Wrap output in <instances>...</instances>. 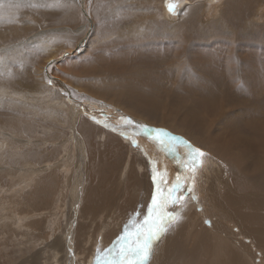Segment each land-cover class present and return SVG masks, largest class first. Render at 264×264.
Here are the masks:
<instances>
[{"label": "rangeland", "instance_id": "374dc122", "mask_svg": "<svg viewBox=\"0 0 264 264\" xmlns=\"http://www.w3.org/2000/svg\"><path fill=\"white\" fill-rule=\"evenodd\" d=\"M156 1L154 3L157 6L149 0H0V178H2L0 179V264H52L54 261L56 264H88L93 255L97 254L96 243L98 248L101 247L102 258L108 257L107 250L113 245L116 248L120 243L119 238L123 233L125 234V227L122 226L134 221L138 211L130 215L126 213V210L119 211L116 208V202L110 209L112 211L102 218L101 216L95 218L96 221L86 232L81 229L79 222L82 220L81 205L86 203L87 191L90 193V180L92 177L95 178L97 173L105 180L106 189L109 187L117 189L115 190L118 193L114 198L118 200H122L123 197L125 200L129 196L127 194L129 190L137 188L135 181L153 180L145 161L139 158L135 151L141 148L131 144L137 141V136L138 139L147 138L148 142L159 144L150 135L145 134L141 128L142 125L150 129L165 130L170 136L187 141L205 154L199 157L202 164L196 167L193 177L191 161L186 154L187 147L180 141H173L183 149L182 156L180 155L181 160H188H185L187 167L184 162L183 167L177 166L175 170L179 173L182 169V175L179 176L182 179L181 183L183 182L181 189H184L186 194L183 198L187 201L185 209H188L187 217L190 214L188 223L195 218L201 221L202 227H208L205 215L200 213H205L215 206L217 208L226 206L232 212L231 208H240L244 216H242V226L245 228L243 232H252L250 236H243L240 239L244 241L249 238L248 241L256 247L257 252L251 250L246 253L247 251L240 247L230 245L242 254L248 264H264V219L262 218L264 217V191L257 189L256 192L253 191L254 194L252 191H246L243 180H241L242 185L240 184L237 188L233 183L232 173L222 157L207 146L195 144L189 136L190 131H186L179 123L178 116H174L170 121L165 116L167 119L163 120L166 122H162V118H159L169 112H181L180 114L187 112L186 108L178 110L181 102L183 106H196L197 102V105L200 104L197 117L203 123V127L206 126L204 128L210 130L209 135H212V132L215 133L218 128L228 134L231 132H236L237 136L245 134L249 132L244 125L246 121H249L251 127L256 125L250 115L247 117V114L264 116V87L259 91L260 97L263 98L257 99L256 109L235 103L233 106V102L223 98L221 90L219 95L222 97L210 94L207 98V93L202 88L203 92H198L196 95H184L180 101L177 98L173 100L169 93L160 95L162 90L175 89L180 76L188 85L192 84L194 87L198 86L199 82L191 80L192 73L196 71L197 61L189 63V57L193 56L190 52L181 49L178 53L186 59L183 69L178 65L177 58H174L173 54H166L170 52V50L166 51V48H158L159 50L144 48L147 50L145 55L143 50L125 45L130 42L122 38V30L129 24L130 19L120 14L126 10L129 14L140 17L142 11L147 15L148 12L160 11L158 4L160 5L161 0ZM125 2H129L131 6L125 7ZM263 2L260 1V3ZM141 3H146L145 6L148 8H144ZM82 5H84V11ZM137 9L141 11L139 14H136ZM216 14L219 15L218 12ZM262 20L264 21V18ZM262 20L260 18V22L259 19L255 22L262 24L264 23ZM186 28L187 24L183 22L181 30ZM262 29H258L256 33L254 29L251 34L253 37L244 39L242 43H246L247 47L241 50L242 53L243 51L246 53L247 49L251 48L250 45L257 42L256 48L259 45L264 46V28ZM190 30L195 33L194 29ZM218 37L210 39L213 42L212 45ZM223 39L225 46L231 45L232 36L226 35ZM169 48L176 50L174 46ZM215 48V45L207 47V53H212ZM153 53L163 55V59L158 60V56L152 55ZM140 57H146L150 62H154L155 70L151 63L141 62ZM259 57V60H264L263 51ZM140 72L154 80L162 90L157 94L155 90L145 89L144 86H148V82L143 84L142 76L138 75ZM59 79L72 85L69 87V93L63 91V87L60 89ZM107 84L110 86L109 91L105 89ZM79 90L80 98L76 96L80 94ZM149 92L153 100L164 106L159 108V115L155 118L133 107L135 101L139 103L143 101L141 95L146 97ZM83 95L90 98L91 95L97 96L99 99H90L87 102L81 97ZM243 98L253 99L251 96ZM60 101L66 110L58 108ZM82 107L91 112L101 113V123H105L104 120L112 115L107 117L108 110L124 114L125 118L124 115L119 116L125 120L130 119L132 123H123L122 127L117 126L112 130L107 129L106 126L104 127L105 124L100 125L94 119L99 116L92 118L85 116L86 109ZM238 115L241 116L238 117ZM80 121L89 123L92 129H95L93 135H88L83 129L81 130ZM235 121L238 123H234ZM170 122L173 125H170ZM125 131L133 133L127 138ZM110 134L116 137L118 142ZM190 134L199 140L204 138L201 134ZM90 144L93 145L90 146ZM109 145L115 146L114 151L110 153V157L102 156L104 163L98 164L97 161L100 159L96 160L97 171L95 161L91 163L89 160L90 151L105 155L104 147ZM125 145L128 147L126 148ZM177 157L178 155L175 158ZM178 167L181 168L179 171ZM31 173L34 174L31 175ZM115 173L118 175L116 176ZM176 177L177 175H175V181ZM34 180L40 184L36 186ZM137 185L143 189L141 184ZM220 188L225 191L223 195ZM206 195L212 198L210 205L213 203L214 205L210 206L208 202L205 207L197 208L196 204L201 203ZM142 196H145V193ZM114 198L108 204L113 202ZM256 205L257 208L254 209ZM175 207H171L173 213L177 212ZM236 214L239 215V213ZM201 219L205 221L202 222ZM114 220L118 223L114 224ZM226 222L236 223L234 217L227 218ZM143 223L132 225L128 231L135 232L136 227ZM186 226L184 224L185 228ZM178 233L179 229L176 235ZM94 235L95 238H93ZM168 235L169 232L164 237L166 250L168 242H174V238H169ZM181 238L180 236L177 239L178 244ZM169 254L165 251L163 255H160L162 264L167 261ZM208 259L209 257L206 260ZM90 263H94V259Z\"/></svg>", "mask_w": 264, "mask_h": 264}, {"label": "bare ground", "instance_id": "6f19581e", "mask_svg": "<svg viewBox=\"0 0 264 264\" xmlns=\"http://www.w3.org/2000/svg\"><path fill=\"white\" fill-rule=\"evenodd\" d=\"M155 1L156 0H149V2H152V3H154ZM260 1H264V0H224L223 2L221 0H161V3L159 2L160 5L158 4L160 11L153 12V13L148 12V15L146 12L144 13V11H142V14L140 13L141 14L140 17H137L135 14H129L126 10H124L120 14V16L122 15V17H126L127 19H130V22H131V24L129 22V24L125 25V27L122 30V32H123L122 38L125 40H128L130 42V43H125V45H131L133 48H136V49L141 50V51L143 50L145 52V55H146V52L149 48L150 49L166 48V51L168 50V52H169V50H170V52L169 53H166L165 51L164 52L166 54H173L174 58H177L178 65L180 67H182L183 69L185 68L186 59L182 55L178 54L181 51V49H183V51H185V52L188 51L191 54H193V56L189 57V63L190 64L194 61H197V65L195 66L196 71L194 73H192L191 80H193V79L197 80L199 82V83H197L198 86L194 87V86H192V84L188 85L186 80L181 79V76H180L177 80L178 84H177L175 89L162 90L160 88V86L156 84V82L154 80H151L149 76H145L144 74H142L140 72V74H138V75L142 76L143 81H144L143 84L148 82V86H144L145 89H147L148 91L155 90V92L157 94L159 93V91L162 90L160 92V95H163L165 93H169V94H171L170 97H172V99L177 98L178 101H180V99H183L184 95L185 96L192 95V94L196 95L198 92H203L202 88L207 93V98L210 97L209 96L210 94H212L216 97H222L219 95L220 94L219 90H221L223 92V98H225L228 102H231V103L233 102V104L235 103V104L240 105V106H252L253 108L256 109L257 99L263 98V97H260L259 91L261 88L264 87V60L263 59L259 60V58H260L259 56L262 53V51L264 52V46L262 47L261 45H259L256 48L255 44H257L258 43L257 42L254 45L253 44L250 45L251 48H248L246 53H244V51L242 53L241 50H244L247 47L246 43L244 44L242 42L244 41V39H249V38L253 37V35L251 36V34H252L254 29H256L254 31L256 33V31L258 29L264 28V23L256 24V22H255L258 19L260 22V18H261V20H262V18H264V2L260 3ZM212 3H216V4L211 5ZM141 5L144 8H148L145 6L146 3H141ZM169 5H173L172 11H169ZM130 6H131V4L129 2H125V7H130ZM152 6H153V4H152ZM155 6H157V4H155ZM81 7L83 8V11H84L85 10L84 5H82ZM218 7H219V9L217 10ZM139 12H141V11L138 10L136 12V14L137 13L139 14ZM216 12H218L219 15H217ZM202 16H203V18H202ZM210 17H211V19H210ZM211 20H213V21H211ZM183 22H186L187 28L181 30V26H182ZM249 23L251 26L249 25ZM190 29H194L195 33L191 32ZM218 35H219V37H218ZM226 35L232 36V40H231L232 43L229 46L224 45L223 37H226ZM215 36L218 37L217 41L214 42V45L216 46V48L212 53L208 54L207 53V47L214 46V45H212L213 42L210 41V39L212 37H215ZM236 37H237L238 43L236 42ZM152 46H154V47L151 48ZM170 46H174L176 50H174V49L171 50L169 48ZM144 48H146L147 50ZM152 55L158 56V60L163 59L162 58L163 55L160 56V54H155V53H153ZM140 56H143V55H140ZM139 60L141 62L147 61V63H151V66L155 70L156 66L154 65V62H150L149 60H147L146 57L145 58L140 57ZM46 82H47V80H46ZM58 82L61 85L60 89H62V87H63V91L69 93V87H72V85H70V83L68 84V82L62 81L61 79H59ZM56 84H57V82H56ZM153 88H155V89H153ZM105 89L109 91L110 86H108V84H107ZM80 90L78 93H80ZM202 94H204V93H202ZM80 95H81V93L76 94V96L77 97L79 96V98H80ZM122 95H124V94H122ZM150 96H151V92L146 94V97L141 95L143 101H140V103L135 101V103L133 102L134 105L132 103H131V105H133V107L139 108L141 111L146 112L147 115H150L153 118H155L159 115V108H163L164 106L162 107L161 103L153 100L151 98L152 96L151 97ZM175 96H178V97H175ZM248 96H251L253 99L251 100V98H250V100H247V98L246 99L243 98V97H248ZM81 97L85 98L86 101L90 100V99H95V100L99 99V98H97V96L94 97L92 95H91V98L88 96H85V95H83ZM211 97H213V96H211ZM234 100H236V101H234ZM87 102H89V101H87ZM198 103H200V102H198ZM235 104L233 106H235ZM199 107H200V104L197 105V102H196V106H183L182 102H181L179 107H178V110H180L181 108H186V109H188L187 112L186 111L182 112L183 114H180L181 112L180 113H174V112L170 113L169 112L166 115L163 114L164 116H160L159 118H162L161 119L162 122H166L165 120H163L164 118L165 119L168 118L170 121V119L173 118L174 116H178L179 117V123H181L183 125V128L186 131H190V132H188L189 136L192 137V141L195 144L202 145L204 147L207 146L211 151H213L214 153H218L222 157L223 162L228 166L229 171H231V173H232V176L234 179L233 183L235 184V186L237 188H239L238 186L240 184L242 185L241 180H243L244 181L243 182L244 188L246 189V191H252V192L255 191L256 192L257 189L258 190L261 189L264 191V116H262L261 114H258V115L247 114V117H248V115H250L251 119L256 123V125L253 124L254 126L252 125L253 127H251V125L249 124V121H246L244 123V125H245V128L249 132H247L245 134H240L237 136L235 134L236 132L235 133L231 132L230 134H228L225 131L223 132L222 129L218 128L215 131V133L212 132V135H209L210 130L208 131L207 128H204L206 126L203 127V123L201 122L199 117H197V114H198L197 109ZM58 108L61 110L64 108L62 101H60ZM82 108L86 109L85 107H82ZM116 109H118V108H116ZM80 110H81V107H80ZM110 114H112V115H110ZM236 114H237V112H236ZM243 114L244 113H242V115ZM84 115L89 117V118H92L94 116H99V117H96L94 119L100 125L105 124L104 127L106 126L107 129L110 128L111 130H112V128H116L117 126L122 127L123 123L124 124L128 123L127 120L124 119L125 115L121 114L120 112H118V113L109 112L108 114H106L107 117L109 115L110 116L108 117V119L104 120L105 123H101V121H102L101 120L102 119L101 113L91 112L89 109H86V113ZM119 115H124L123 116L124 118L120 117ZM240 116L238 115V117H240ZM239 121H241V120H239ZM84 122L85 121L79 122L80 123L79 126L81 127V130L83 129L88 135H93V133L95 132V129H92V126L89 123L85 124ZM172 122H174V121H172ZM234 123H238V122L235 121ZM111 124H113V125H111ZM170 125H173V124L170 122ZM191 130H192V132H191ZM233 131H235V130H233ZM125 132H126L125 135L127 138L130 137L131 134L133 133V132L130 133L128 131H125ZM190 133L197 134V135L198 134L204 135V138H203V140H199L198 138H194L193 135H191ZM150 137L152 138V136H150ZM110 138L111 137H109V139ZM113 138L116 142H118L116 140V137H113ZM138 138L139 137L137 136V141L135 143L131 142V144L133 146H138L141 148V149H135V151L138 153V155L140 157L138 155L137 156L145 161V164L147 165V168L149 169L148 172L150 173V176H152V178H153V176L155 175L156 181L151 180V179H149L148 181H142V182L135 181L136 184L135 183L134 184L137 186V188H133V189L129 190L130 192L127 193V194H129V196H127V198H125V200H123L124 197L122 200H120V199L118 200V198H116V199L114 198L115 195L117 196V193H118L116 191L117 189L113 188V187H109L106 189L105 188V182H104L105 180H103L102 177L98 175V173L95 174V178L90 177L91 180H90V186L89 187H90V193L91 194L86 189V191H87L86 201H85L86 203L84 205H81V210H80V216H81L82 220L79 222L81 223V227H82L81 229H83L84 231L86 230V232H87V230L89 229L91 224L94 221H96L95 218H98L100 216L102 218L105 214L110 213V211H112V210H110L111 207L116 202H117L116 208L119 211L126 210V213H128L129 215L134 211H138L137 216H135V218H134V221H131V223H128L127 225H124V226L121 225L122 227H125V228L128 227L127 230H129V228L132 225H137V224L144 222V217L148 215V208L151 205V198L154 194L157 193L158 187L166 190L167 188H170L173 185V183H175V175H177V176L182 175V169L180 167H178V169H177L178 171L181 169V171L179 173H176L175 170H176L177 166L183 167L185 160L186 161H188V160L187 159L181 160L183 149H181L176 142H172L176 145V151L171 152V151L167 150L166 146H161L160 144H154V142H148L147 138H144V139H138ZM141 138H143V137H141ZM131 139H132V137H131ZM165 139L167 140V137H165ZM126 140H128V139H126ZM122 141L123 140H121V142ZM178 141L182 142V140H178ZM90 142H92V141H90ZM124 142H126V141H124ZM203 143H205V144H203ZM92 145L93 144H90V146H92ZM125 147L127 148L128 145H125ZM114 148H115V146L112 147L110 145L106 148L104 147L105 155H104V153L98 154L95 151H90V155H89L90 162L93 163L95 161L94 165L97 169L96 160L100 159V161H97L98 164L104 163L102 160V156H107V157L109 156L110 157V153L112 151H114ZM187 152H186V154H187ZM179 153H181V154H179ZM177 155H178V157L176 159L175 157ZM110 161H112V160H110ZM189 161H190V159H189ZM114 163H116V162H114ZM142 164H144V163H142ZM186 165H187V163H186ZM227 166H226V168H227ZM98 167H100V166L98 165ZM115 167L117 169V165ZM142 167H143V165H142ZM141 169H143V168H141ZM111 170H114V169L111 168ZM97 171H98V169H97ZM32 172H33V170H32ZM149 173H148V175H149ZM32 174H34V173H31V175ZM115 174H116V176L118 175L117 173H115ZM11 175H12V172H11ZM8 176H10V175H8ZM98 176H99V178H98ZM161 177L164 178V180L166 181V184H160ZM0 179H2V178H0ZM30 179L31 178H29V180ZM136 179H138V178L136 177ZM225 180H226V178H225ZM107 181H109V180H107ZM132 181L134 182V180H132ZM181 181H182V179H181ZM214 181H215V179H214ZM21 182H23V181H21ZM34 182H35L36 186H38V184H40L38 181L34 180ZM130 183H131V181L129 182V184ZM215 183H217V182H215ZM27 184H28V182H27ZM137 184H141L143 189ZM131 186H133V185H131ZM104 188L106 189L105 191H104ZM237 188H235V189L237 190ZM1 190H3V189H1ZM216 190L218 191V188ZM223 192H225V191H223L221 189L222 195H223ZM236 192L238 193L239 191H236ZM240 192H242V191L240 190ZM125 193H126V191H125ZM144 193H145V196H142V194H144ZM253 194H254V192H253ZM175 195L180 196L181 199L177 203H172L171 199H169L166 206L162 207L159 211H161L165 214L173 213L172 212L173 209H171V207L176 206L177 208L176 207L175 208L177 209V212H175V213L179 214L178 218L175 219V221L172 222L168 226L167 231L164 232L160 236V238L154 242L152 255L150 257V260L148 261V264H162V262L160 260V255L161 254L163 255V253H165V251H167V253H170V254L168 255L167 261L163 262V264H212V262H213V264H248L246 262V260L244 259V257L242 256V254L234 249V247L237 246V247H240L241 249L247 251L246 253H248V251H251V250H252V252H257L256 247L248 241L249 238L244 240V241L240 239L243 236L246 237L247 235L250 236L252 234V232H248V231H245V233L243 232L245 228L242 226L243 213L240 211L241 210L240 208H237V207H236L237 209L231 208L233 210V212L229 208H227L226 206L221 207V208H217L215 206L216 208L215 207L211 208L210 206L214 205V203L211 202L213 204L210 205V201L212 198L210 196L206 195V196H204V200L201 203L196 204V207L199 208L200 206L205 207V204H207L209 202L208 205H210L209 207L211 208L210 210L205 211V213H200V214H204L206 217V219H205L206 221L201 219L202 222L205 221L208 224V227H202L203 224L200 223L201 221L197 220L195 218H192L190 220V223H188L189 222L188 218H189L190 214L187 217L188 209L185 210L187 208L186 207L187 201L184 200L186 198H183L184 195H186L185 190L181 189L179 192L175 193ZM118 196H120V195H118ZM112 197L114 198V201L108 204V202L111 199L113 200ZM249 197H250V195H249ZM17 198H18V196H17ZM9 200H11V199L9 198ZM224 202L225 201H223V203ZM254 203H256V202H254ZM170 205H172V206H170ZM191 205H192V203H191ZM182 208H183V210H182ZM255 208H257V205L254 207V209ZM194 210H197V209L194 208ZM258 211H260V209ZM236 213H239V215H237ZM224 215H225V218H224ZM125 217H127V215ZM125 217H123V218H125ZM231 217L235 218L236 223H232L233 221L229 222V223L226 222L227 218H231ZM117 218H118V216H117ZM120 218H122L121 214H120ZM262 218L264 219V217H262ZM117 220H119V219H117ZM117 220H114V224H115V222H117ZM98 221H99V219H98ZM98 221H97V223H98ZM117 223H116V225H117ZM199 223L201 224L200 227L198 226ZM184 224L187 225L186 228L184 227ZM219 224H220L221 228H220ZM125 228H124V230H125ZM132 229H133V227H132ZM178 229H179V233H178V235H176L178 232ZM168 232H169V235H168L169 238H174V242L173 241L168 242V246H167V250H166L164 247V239H165L164 237L166 234H168ZM81 233H84V232H81ZM99 234H100V232H99ZM119 235H118V237H119ZM123 235H124V233H123ZM112 236H115V235H112ZM180 236L182 238L178 244L177 239ZM93 238H95V235L93 236ZM114 240H115V237H114ZM108 243H109V241H108ZM96 244H95V247H97V249H98V244L97 245ZM121 244H122V242L120 241V243L116 247L117 250L121 246ZM230 244L234 245V247L231 246ZM99 248L101 250L100 246H99ZM116 248H114V245L111 248H109V249L113 250L112 253H108L109 258L112 255H115V249ZM100 255H102V254H100ZM218 255H220V257H218ZM243 255H244V253H243ZM157 257H158V259H157ZM207 257H209L208 260H206ZM93 259H94V263H90V261ZM152 259H153V261H152ZM90 261L88 264H100V261L97 260V254H94L92 259H90ZM54 263H55V261H54ZM54 263H52V264H54Z\"/></svg>", "mask_w": 264, "mask_h": 264}, {"label": "snow or ice", "instance_id": "6c2138e0", "mask_svg": "<svg viewBox=\"0 0 264 264\" xmlns=\"http://www.w3.org/2000/svg\"><path fill=\"white\" fill-rule=\"evenodd\" d=\"M173 10V5H169V11ZM51 83V81H49ZM128 123H132L129 119ZM142 130L146 135L152 136L161 146H166L168 151L175 152L176 145L173 141L181 140L179 137L170 136L165 130L150 129L148 126L142 125ZM167 137V140L165 139ZM135 143V141H134ZM187 147L191 164H192V176L196 167L202 164L199 157H203L205 154L198 148H194L187 141H182ZM187 167V165H185ZM153 180L156 181V176H153ZM160 184H166V181L161 177ZM182 188L180 176L176 177L175 183L165 189H157V193L151 198V205L148 208V215L144 217V223L136 227L135 232H129L125 229V234L122 235L119 240L122 242L118 250L115 251V255L109 257H101V250L97 249V260L100 264H148L153 251V244L160 236L167 231L168 226L178 218V213L165 214L159 211L162 207L166 206L169 199L172 203H177L181 197L176 196L175 193L179 192ZM112 249H108V253H112Z\"/></svg>", "mask_w": 264, "mask_h": 264}, {"label": "crops", "instance_id": "0c3cea01", "mask_svg": "<svg viewBox=\"0 0 264 264\" xmlns=\"http://www.w3.org/2000/svg\"><path fill=\"white\" fill-rule=\"evenodd\" d=\"M109 112H113V111H110V110H108ZM111 125H113V124H111Z\"/></svg>", "mask_w": 264, "mask_h": 264}, {"label": "water", "instance_id": "95a60500", "mask_svg": "<svg viewBox=\"0 0 264 264\" xmlns=\"http://www.w3.org/2000/svg\"><path fill=\"white\" fill-rule=\"evenodd\" d=\"M127 120H129V119H127ZM155 129V128H154Z\"/></svg>", "mask_w": 264, "mask_h": 264}]
</instances>
